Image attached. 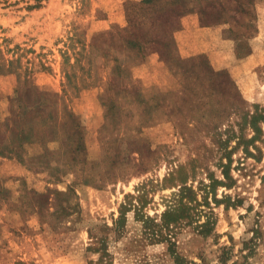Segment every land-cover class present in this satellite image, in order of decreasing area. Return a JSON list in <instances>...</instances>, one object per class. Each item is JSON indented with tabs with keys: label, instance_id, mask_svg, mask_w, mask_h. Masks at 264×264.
<instances>
[{
	"label": "rangeland",
	"instance_id": "rangeland-1",
	"mask_svg": "<svg viewBox=\"0 0 264 264\" xmlns=\"http://www.w3.org/2000/svg\"><path fill=\"white\" fill-rule=\"evenodd\" d=\"M24 4L0 6V93L20 95L33 73L48 74L65 106L81 113L88 143L101 133L104 118L89 124L82 92L97 81L103 52L115 55L114 65L135 57L151 66L171 64L178 86L159 96L169 123L152 139L112 145V166L101 172L93 159L83 178L69 175L59 183L61 197L4 182L0 264H87L101 236L108 237L113 264L170 263L134 207L160 221L183 183L201 200L205 191L198 188L211 185L204 207L213 228L204 237L197 218H185L172 232L179 250L204 264H264V0H197L192 12L181 0H45L30 10ZM186 17L197 25L226 22L245 40L258 61L254 100L243 96L236 84L241 69L227 66L222 53L186 54L180 47L177 35L194 50ZM98 150L91 148L92 155ZM39 177L36 190L43 192ZM123 203L129 205L125 220L115 230Z\"/></svg>",
	"mask_w": 264,
	"mask_h": 264
},
{
	"label": "crops",
	"instance_id": "crops-1",
	"mask_svg": "<svg viewBox=\"0 0 264 264\" xmlns=\"http://www.w3.org/2000/svg\"><path fill=\"white\" fill-rule=\"evenodd\" d=\"M181 4L185 11L192 12L197 0H181ZM182 20L194 42L193 50L181 40L184 38L177 35V41L186 54L222 53L227 66L241 69L236 84L243 96L254 100L258 61L245 40L235 36L226 22L197 25L191 18ZM114 64L115 55L103 52L97 81L83 89V98L87 102L84 117L94 126L99 124V117L104 118V123L101 133L91 143L86 140L87 128L83 129L85 146L75 156L67 150L69 135L67 121L62 114L63 93L54 78L44 72H35L21 97L0 93L1 190L5 188L4 182L15 180L17 187L26 188L35 195L61 197L63 190L57 189L59 183L69 175L73 180L83 178L87 166L91 168L93 165V159L96 158L94 164L101 172L112 166L117 154L109 151L112 145L122 139H152L161 125L170 122L159 96L165 89L177 88L174 66L168 63L151 66L148 60L140 57L121 63L119 69H115ZM43 99L45 102L41 104ZM114 108L119 112H114ZM71 110L77 118L82 117L76 108ZM94 147L99 148L96 156L91 151ZM102 163L107 166L102 167ZM40 175L45 182L43 192L36 190Z\"/></svg>",
	"mask_w": 264,
	"mask_h": 264
},
{
	"label": "trees",
	"instance_id": "trees-1",
	"mask_svg": "<svg viewBox=\"0 0 264 264\" xmlns=\"http://www.w3.org/2000/svg\"><path fill=\"white\" fill-rule=\"evenodd\" d=\"M44 1L45 0H0V6H13L24 2L25 4L23 5V7L30 10L41 7ZM120 65L121 64L114 65L115 69H119ZM30 82L31 76L29 82L24 86V89L28 84H30ZM23 91L20 95L14 96L17 98L21 97ZM44 100L45 99L41 101V104H44ZM62 114L65 117L68 125L69 145L67 146V150L73 156H75L76 152L85 146L83 135L84 128L80 122L81 119L75 116L70 107L67 108L65 106L64 97L62 101ZM206 186H208L209 188L211 187V185ZM206 186L198 188L199 190L204 189L205 191V194H202L203 200H201L198 197L200 193L198 192V190L194 189L186 183L181 184L177 192V197L174 198L173 202L167 205L166 209L161 212L160 221H157L155 217H151L145 213H142L141 206L139 207L135 205V218L139 219L142 222L143 228L147 230L151 242L158 241L162 243V245L164 246L163 255L168 257V259L170 260V263H166V261L162 259L163 261L161 263L150 261L147 264H204L188 259L187 256L179 250V247L176 243L177 241L172 232L174 230L173 227L181 223L185 218L188 219L195 217L197 218L196 227L198 232L204 237L210 235L213 228V222L211 221L210 213L207 212L204 207V205L209 204V201L207 199V193L209 190H205ZM128 206V204H121L120 214L113 220L115 230L121 229L125 220L124 210ZM202 217H204L205 219L203 221H200ZM251 230L254 232L253 236L258 235V227H253ZM95 243H98V245L91 246L89 249L97 253V255L88 256L87 264H113V254L108 250V237L101 236L97 238V241ZM250 254L252 253H245L243 254V256L248 257V255ZM19 264L26 263L25 261H19Z\"/></svg>",
	"mask_w": 264,
	"mask_h": 264
}]
</instances>
